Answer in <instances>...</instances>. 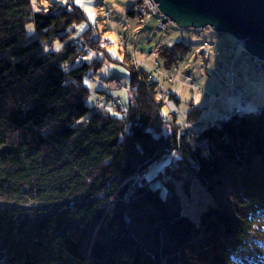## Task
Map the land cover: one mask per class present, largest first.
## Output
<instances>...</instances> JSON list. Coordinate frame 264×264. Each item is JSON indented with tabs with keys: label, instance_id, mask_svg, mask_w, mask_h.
<instances>
[{
	"label": "trees",
	"instance_id": "trees-1",
	"mask_svg": "<svg viewBox=\"0 0 264 264\" xmlns=\"http://www.w3.org/2000/svg\"><path fill=\"white\" fill-rule=\"evenodd\" d=\"M30 4L0 0V264H264V107L180 140L153 77L127 62L126 109H95L85 77L115 60L89 53L74 1ZM29 24L38 38L23 44ZM161 46L170 66L178 49ZM175 150L163 188L133 177ZM196 183L212 200L198 221Z\"/></svg>",
	"mask_w": 264,
	"mask_h": 264
},
{
	"label": "rangeland",
	"instance_id": "rangeland-1",
	"mask_svg": "<svg viewBox=\"0 0 264 264\" xmlns=\"http://www.w3.org/2000/svg\"><path fill=\"white\" fill-rule=\"evenodd\" d=\"M46 1L48 2V9L49 5L57 0ZM68 1L69 0H66L67 3ZM72 1H74V3L82 9L84 15H86V27H90L88 31V41L91 44V48L95 51L92 53L106 57L104 52H100L102 47L105 51L115 50L114 52L119 58L115 57V55L113 56V53L110 52L111 57L115 61H117V59H122L119 63H115V61L109 60L110 57L106 58V64L97 69L98 72L93 71L91 76L88 74L85 77V85L89 87V90L87 89V103L91 107H93V105H98L94 104L95 99H97L94 93L102 92L106 94L108 105L100 108V110L104 112H117L126 109L125 105L127 104V100H130L132 93L136 91L134 85L130 82L128 69L125 67V63L127 62L131 64L134 63L137 67L143 65L146 68L144 72L147 77L149 79L153 77L152 80H154L158 86L155 92L156 97L163 102L162 113L169 115L166 119L169 125L167 129L172 130L171 127H175L180 134L184 132V135H180V140L183 139L185 135L188 136V134H191V136L201 135L204 130L201 128L207 127L209 123L214 121L217 122L219 117L218 113L221 111V108H225L227 104L229 105L228 108L231 107L232 110L238 111L240 107H243L246 111L255 112L254 114L259 113L264 107V99H262L264 92H262V90L252 85L247 89L244 84L234 82L233 79L231 80V86L228 87L230 89L229 92H226L227 95L224 99L225 103L217 97H215L216 101H209L210 94L215 93L212 91L214 84L211 82V75L213 74H209L214 65V60H212L213 56L220 55V57H223L227 55L229 59V67H226L224 63H220L218 66L219 71H225L233 75V61L237 56L242 55L247 56L250 62L253 63V65L250 63L251 70L261 74L264 73V60L250 54L245 47V42L234 35L228 32H218L214 30L212 26H191L186 28L178 26V29H175V25L170 27V33L168 34L159 29L157 18L154 16L145 17L140 25L134 24L136 21L133 20L132 17H129L130 24L127 27L128 29H123V26L125 27L127 23L123 21L124 19H122V17L128 16L126 8L130 0ZM106 9H110L111 11L110 19H108L109 16ZM145 15L146 13L142 14V16ZM208 32L211 34H208ZM190 33H192V37ZM178 35H180L182 40L188 45L186 48L182 47V42L178 43L176 41V39H180ZM212 35H215V39H209ZM162 37L174 39V43L166 40L164 43L159 42ZM161 45L174 46L178 49V54L172 56L174 62L170 64V66L163 62L166 61L167 58L161 54ZM56 46H61V44L58 43ZM218 46L221 47L222 50H220ZM94 47H99L100 49ZM171 47L169 48L172 49ZM91 48L89 49L91 50ZM159 57H161L163 61ZM207 63H209L208 68ZM104 76H119L120 78L106 79ZM240 78H242V75H240ZM223 91L222 94L225 93V89H223ZM261 99L262 101H260ZM99 102L101 105L104 103L102 100H99ZM205 105H209V107L206 108ZM193 106H197L200 109L194 110L197 114L194 113L192 115L194 117L192 118V116H189V113ZM200 111L202 113L198 114ZM187 119L195 120L199 124L187 122ZM224 119L226 118L222 120ZM202 122H204V124ZM131 130L132 129L129 127L128 132L131 133ZM176 151L177 150L174 152L177 153ZM168 158H172V155L169 154ZM164 164V160H154L148 167L149 171L156 170L151 177L156 175L157 170ZM172 167L174 168L175 166ZM142 171L143 170L138 171L137 175L144 176L145 171ZM139 172H141L142 175ZM134 178L136 179L139 177ZM153 180V184L155 182L162 183L160 178H154ZM189 193L192 195V198L188 200L186 212L190 214L195 221H198L199 212L211 203L212 200L205 188L198 183L192 187Z\"/></svg>",
	"mask_w": 264,
	"mask_h": 264
},
{
	"label": "water",
	"instance_id": "water-1",
	"mask_svg": "<svg viewBox=\"0 0 264 264\" xmlns=\"http://www.w3.org/2000/svg\"><path fill=\"white\" fill-rule=\"evenodd\" d=\"M179 27L212 26L245 42L264 60V0H155Z\"/></svg>",
	"mask_w": 264,
	"mask_h": 264
},
{
	"label": "bare ground",
	"instance_id": "bare-ground-1",
	"mask_svg": "<svg viewBox=\"0 0 264 264\" xmlns=\"http://www.w3.org/2000/svg\"><path fill=\"white\" fill-rule=\"evenodd\" d=\"M30 1H31V4L29 6H31L34 10H36L38 8V6H40L41 4L44 5L45 8H47V5H48V2L46 0H30ZM115 3H117V2H115ZM141 3H145V5L147 7V10H144L143 11L141 9V6H140ZM127 5L128 6H127V10L126 11L128 12V14L130 13V11H132V13L130 14V16L131 15L132 16H135V15L136 16H139V15H141V17H139L137 19H134L136 21L134 24H136V25H140L142 23V21L144 20L143 17H147L148 18L150 16H154V17L157 18L158 27H159V29L162 30V32H165V33H168L169 34L170 33L169 32L170 31V27L171 26H174V25H175V29H178L177 23L174 22L170 17H168L167 15H165L161 11V9L159 8V5H158V8L159 9L156 8L155 9V13L152 12L153 11V7L146 0H130ZM106 11L108 12V16H109L108 19H110L111 18V11H110V9H106ZM143 13H146V15L145 16H142ZM123 21L125 23H127V19L126 18H124ZM129 24H130L129 22L127 24H125V27L123 26V29H128L127 27H128ZM26 28H27V32H26L27 37L22 41L23 44L31 43L33 40H35V39L38 38V31H37L36 27L33 24H29ZM191 34L192 33H190V35ZM178 36L180 37V35H178ZM191 37H192V35H191ZM161 39H163V42L165 40L166 41L172 40L171 38H168L167 39L166 37H162ZM43 44L45 45V43H43ZM91 51L92 52H95L93 48H91ZM91 51L89 52L90 54H96V53H92ZM114 51L115 50H112V51L109 50V52H112L113 53V56L115 55V57L119 58V56ZM254 56L257 57L256 55H254ZM95 71L98 72V70H95ZM104 77L106 79H119L120 78L119 76H107V77L104 76ZM89 80H92V79H89ZM87 89L89 90V87H87ZM5 94H6V92H5ZM94 95H95V97H97V99H95L94 104H98V105H96L94 107L95 109H100V108H103V107H105V106L108 105V100H107V97H106V94L105 93L95 92ZM99 100L104 101L103 105H101V103L99 102ZM218 119H222V116H219ZM187 122L199 124L197 121L191 120V119H187ZM202 123L204 124V122H202ZM171 155H172V158H168V156L167 157L164 156V157H160L159 159L164 160V162L166 164H170L172 161L177 160L178 157H179V154H177L175 152H172ZM138 171H141V170H138ZM143 171H145L144 176H138L137 175L138 172H137L134 177H139V178H136V179L147 180V181H154L153 179L156 178V176L155 175H153V177H151V176H152V174L154 173L155 170L149 171V169L146 167ZM139 173L142 175L141 172H139ZM171 179L173 180L174 183H180V181L178 179H176V178H172L171 177ZM154 184H155V186H158V187L163 188V183H160V182L157 183V182H155ZM175 186H176L175 189H178V191H179L180 190L179 184L178 185L175 184ZM181 199L184 200L185 198H183L181 196ZM187 203H188V201H187Z\"/></svg>",
	"mask_w": 264,
	"mask_h": 264
},
{
	"label": "crops",
	"instance_id": "crops-1",
	"mask_svg": "<svg viewBox=\"0 0 264 264\" xmlns=\"http://www.w3.org/2000/svg\"><path fill=\"white\" fill-rule=\"evenodd\" d=\"M126 10H127V8H126ZM129 17H132L133 20H134V19H137V18L141 17V15H139V16H136V15L135 16H132V15L130 16V15H128V16L124 17V18L127 19V23L129 22V19H130ZM124 18L122 17V19H124ZM144 18L145 17H143V19ZM208 34H211V33L208 32ZM209 39H215V35H212L211 37H209ZM159 42L164 43L163 39H161ZM169 42L174 43V39L170 40ZM219 48H220V50H222L221 47H219ZM212 60H214V65H213V67H212V69L210 70L209 73L213 74V75H211V74L210 75H211V78H212L211 82H212V84H214V86L212 88V91L215 92V93H211L210 94L209 101H212V100L216 101L215 97H217L218 99H220L221 101L224 102V99H225V97L227 95L226 92H229L230 89L228 87L231 86V80L234 79V76L229 74V73H227V72H223V71H219L218 70V68H219L218 66H219L220 63H224V65L226 67H229L230 62H229V59L227 58V55H225L223 57H220V55L213 56ZM233 63H234L235 66H237V69L239 70V72L241 74L243 73L242 74V78H239V77L236 78L235 82L244 84L247 87V89H248V87H250V85L255 86L257 89L262 90V92H264V73L261 74V73H257L255 71L251 70V65H250L251 62H250V60H249V58L247 56H242V55L237 56L235 58V60L233 61ZM251 64L253 65V63H251ZM208 67H209V63H207V68ZM223 89H225V93L224 94H222L224 92ZM178 94H179V92H178ZM220 97H222V98H220ZM262 99H264V95H263ZM262 99L260 101H262ZM179 101H180V97H179ZM263 102H260V103H263ZM205 106H206V108L209 107V105H205ZM228 106L229 105L227 104L225 108H221V111L218 113V115L222 116L224 114V111H226L228 109H231V107L228 108ZM193 107H194L193 110L200 109L197 106H193ZM201 113L202 112L200 111L198 114H201Z\"/></svg>",
	"mask_w": 264,
	"mask_h": 264
},
{
	"label": "built area",
	"instance_id": "built-area-1",
	"mask_svg": "<svg viewBox=\"0 0 264 264\" xmlns=\"http://www.w3.org/2000/svg\"><path fill=\"white\" fill-rule=\"evenodd\" d=\"M148 3H150V5L153 7V11L152 12H154L155 13V9L157 8V9H159L158 8V3L157 2H155V0H146ZM140 6H141V9L144 11V10H147V7H146V5H145V3H141L140 4ZM164 27V26H163ZM257 58V57H256ZM201 128V127H200ZM201 129H203V127L201 128Z\"/></svg>",
	"mask_w": 264,
	"mask_h": 264
}]
</instances>
